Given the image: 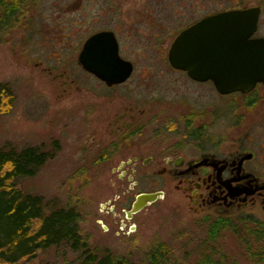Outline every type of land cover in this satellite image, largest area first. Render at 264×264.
Returning <instances> with one entry per match:
<instances>
[{
  "label": "rangeland",
  "instance_id": "rangeland-1",
  "mask_svg": "<svg viewBox=\"0 0 264 264\" xmlns=\"http://www.w3.org/2000/svg\"><path fill=\"white\" fill-rule=\"evenodd\" d=\"M79 1L83 4L82 21L78 19L80 13L67 8ZM253 6L262 8L258 35L264 36V0H28L25 13L14 9L2 24L7 26L5 31L0 27V87L11 89L13 98L12 104L9 98L0 100V147L9 145L17 151L39 147L55 155L36 176L20 179L23 192L76 208L81 215L79 233L98 255L108 253L131 264H145L149 252L165 245L172 264L201 260L207 244H212L211 225L189 211L188 200L176 190V184L166 176H150L145 169L138 178V167L135 183L122 177L117 158L105 161V100L117 91L76 75L75 45L79 42L80 46L88 33L113 25L120 9L125 14V35L132 36L131 50L138 52L136 93L148 98L151 91L139 82L149 84L168 77L164 62L179 28L212 14ZM40 60L48 67L68 68L72 77L78 78L79 91L74 87L73 92H65L59 82L43 72L44 66H37ZM133 84L127 85V94L135 93ZM257 98L260 101L253 109L264 111V89H259ZM241 104L239 100L233 109H242ZM128 174H132L130 169ZM157 191H164V197L134 215L120 230L119 220L125 218L124 211L136 196ZM130 226L136 229L130 231ZM219 234L217 251L227 254L229 264H260L248 257L231 230ZM33 263L79 264V260L77 253L54 248L23 264Z\"/></svg>",
  "mask_w": 264,
  "mask_h": 264
},
{
  "label": "flooded vegetation",
  "instance_id": "flooded-vegetation-1",
  "mask_svg": "<svg viewBox=\"0 0 264 264\" xmlns=\"http://www.w3.org/2000/svg\"><path fill=\"white\" fill-rule=\"evenodd\" d=\"M27 1L19 0L18 8L23 13ZM81 3H72L67 8L80 13L78 19L82 21ZM5 6H0V20H9L12 15ZM134 19L138 27V15ZM113 21L111 26L88 33L80 46L79 42L75 45L78 49L76 75L95 80L108 91H117L106 96L105 100V131L108 133L103 154L105 161L117 158L119 168L123 169L122 177L135 183L136 167L138 178L143 169L153 177H168L188 200L189 211L197 216L231 220L246 217L264 222V111L253 109L260 101L257 93L264 89V83H258L248 93L223 95L211 80L197 81L188 72L175 69L167 56L164 66L166 76L170 78L159 77L149 84L143 83L145 80L139 82L142 88L151 91L148 98L142 97L136 93L138 52L131 50L129 38L132 36L125 35V14L119 9ZM196 22L179 28L175 38ZM1 28L4 30L7 26ZM100 32L114 35L120 58L133 66L131 76L123 83L108 86L80 64L84 44ZM135 32L138 36L137 28ZM258 33L259 29L253 38H264ZM61 44L66 46L63 41ZM61 51L63 54L62 48ZM45 64L40 60L37 66H44L43 72L59 82L65 92H73L74 87L79 91L78 78H73L68 68H52ZM159 75L162 76L163 72ZM131 82L136 87L135 93L127 94V85ZM224 99L229 100L224 104ZM239 100L242 109H233ZM224 105L225 110H222ZM129 169L132 174H128ZM131 207L124 211L125 218L119 220L120 230H124L123 227H127V222L133 218L129 219L126 214ZM130 229L134 231L136 227L130 226Z\"/></svg>",
  "mask_w": 264,
  "mask_h": 264
},
{
  "label": "trees",
  "instance_id": "trees-1",
  "mask_svg": "<svg viewBox=\"0 0 264 264\" xmlns=\"http://www.w3.org/2000/svg\"><path fill=\"white\" fill-rule=\"evenodd\" d=\"M19 4V0L13 3L0 0V6L6 5L10 13L17 10ZM3 22L5 19L0 20V27ZM11 94V89L5 85L0 87V100L9 98L12 104ZM54 156L39 147L20 151L9 145L0 147V261L4 264L33 262L50 249L65 248L78 254L79 264H131L125 258L117 259L108 253L98 255L90 250L79 233L81 215L76 208L58 206L20 188V179L36 176ZM205 220L211 225L212 244H207L202 259L196 264L230 263L227 254L220 255L217 251L220 246L216 242L219 232L226 229L243 243L246 254L253 262L264 264V223L246 217ZM168 256L166 246L159 245L147 254L145 264H172ZM232 264L239 263L234 261Z\"/></svg>",
  "mask_w": 264,
  "mask_h": 264
},
{
  "label": "water",
  "instance_id": "water-1",
  "mask_svg": "<svg viewBox=\"0 0 264 264\" xmlns=\"http://www.w3.org/2000/svg\"><path fill=\"white\" fill-rule=\"evenodd\" d=\"M261 14V6H253L204 17L175 38L169 63L197 81L211 80L223 95L252 91L264 83V38H253ZM79 59L87 72L108 86L125 82L133 72L132 64L120 58L117 41L109 32L90 37ZM163 197L162 191L137 195L127 217Z\"/></svg>",
  "mask_w": 264,
  "mask_h": 264
}]
</instances>
